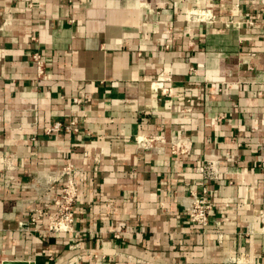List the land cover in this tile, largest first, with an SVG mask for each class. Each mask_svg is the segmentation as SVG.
I'll list each match as a JSON object with an SVG mask.
<instances>
[{
    "label": "crops",
    "instance_id": "obj_1",
    "mask_svg": "<svg viewBox=\"0 0 264 264\" xmlns=\"http://www.w3.org/2000/svg\"><path fill=\"white\" fill-rule=\"evenodd\" d=\"M259 8L257 0H0V264H264ZM160 72L167 80L152 88ZM80 90L90 101L74 105ZM58 117L78 120L80 131L44 134ZM157 132L185 138L187 152L137 148L135 135ZM206 159L217 180L197 171ZM68 161L81 169L71 231H50L44 218L20 231L54 198ZM203 184L215 190L205 229L178 204Z\"/></svg>",
    "mask_w": 264,
    "mask_h": 264
},
{
    "label": "built area",
    "instance_id": "obj_2",
    "mask_svg": "<svg viewBox=\"0 0 264 264\" xmlns=\"http://www.w3.org/2000/svg\"><path fill=\"white\" fill-rule=\"evenodd\" d=\"M257 2L261 4L259 11L261 12V24L264 27V0ZM263 5V6H262ZM193 13V12H192ZM196 14V13H195ZM194 13L192 15H195ZM202 17L210 18L205 11L200 12ZM30 61L35 67V71L38 77H46L45 74V60L39 52H33L30 54ZM167 78L160 72L155 78L149 79V84L152 88H160L163 82ZM90 98L82 91H78V94L73 95L71 102L74 105H84L89 102ZM80 131L79 121L73 118H55L42 128V132L46 135L56 132H64L67 134L78 133ZM35 139V136L31 138ZM137 148L141 150H148L152 152L160 153L164 149L166 144H169L170 152L172 155L179 156L184 155L187 152V140L181 136L172 135L168 138L157 132L155 134H137L134 137ZM98 160V158H95ZM216 162L210 159H206L205 162L197 166L196 169L203 176L204 180L212 181L217 180L219 171L215 166ZM81 172V169L74 163L68 161L65 162L60 170L59 175L63 176L64 181L59 183V190L50 201L45 203L36 209L37 214L30 218H23L18 222V229L20 231L29 230L30 223L36 222L39 218H44L48 222V229L54 232H70L74 222V204L79 194V187L77 176ZM51 182H55L52 178ZM184 196L178 201L188 221L201 229H205L212 221L211 213L214 210V202L210 198V193L215 190H211L207 185L203 184L198 192L195 188H186ZM176 192V190H174ZM220 224L219 221H216ZM114 236L119 238V234L115 233Z\"/></svg>",
    "mask_w": 264,
    "mask_h": 264
},
{
    "label": "water",
    "instance_id": "obj_3",
    "mask_svg": "<svg viewBox=\"0 0 264 264\" xmlns=\"http://www.w3.org/2000/svg\"><path fill=\"white\" fill-rule=\"evenodd\" d=\"M1 264H35V262L26 260H3Z\"/></svg>",
    "mask_w": 264,
    "mask_h": 264
},
{
    "label": "rangeland",
    "instance_id": "obj_4",
    "mask_svg": "<svg viewBox=\"0 0 264 264\" xmlns=\"http://www.w3.org/2000/svg\"><path fill=\"white\" fill-rule=\"evenodd\" d=\"M258 1H260L261 2V0H258ZM260 6H261V4H260ZM263 6V5H262ZM261 20H260V22L262 21V18H260Z\"/></svg>",
    "mask_w": 264,
    "mask_h": 264
}]
</instances>
